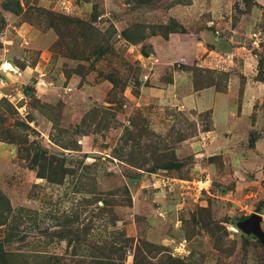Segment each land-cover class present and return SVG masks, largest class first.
<instances>
[{"label":"rangeland","instance_id":"rangeland-1","mask_svg":"<svg viewBox=\"0 0 264 264\" xmlns=\"http://www.w3.org/2000/svg\"><path fill=\"white\" fill-rule=\"evenodd\" d=\"M264 0H0V264H264Z\"/></svg>","mask_w":264,"mask_h":264},{"label":"water","instance_id":"water-1","mask_svg":"<svg viewBox=\"0 0 264 264\" xmlns=\"http://www.w3.org/2000/svg\"><path fill=\"white\" fill-rule=\"evenodd\" d=\"M262 217L254 214L240 223V228L247 234H253L264 247V231L261 228Z\"/></svg>","mask_w":264,"mask_h":264}]
</instances>
